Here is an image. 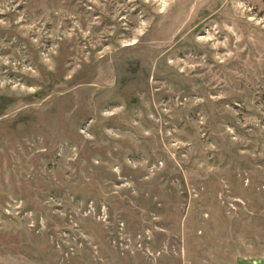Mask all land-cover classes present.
Instances as JSON below:
<instances>
[{"label":"rangeland","instance_id":"rangeland-1","mask_svg":"<svg viewBox=\"0 0 264 264\" xmlns=\"http://www.w3.org/2000/svg\"><path fill=\"white\" fill-rule=\"evenodd\" d=\"M0 264H264V0H0Z\"/></svg>","mask_w":264,"mask_h":264}]
</instances>
